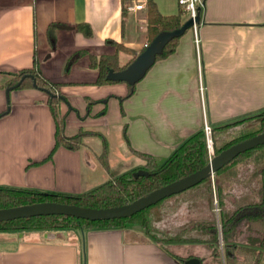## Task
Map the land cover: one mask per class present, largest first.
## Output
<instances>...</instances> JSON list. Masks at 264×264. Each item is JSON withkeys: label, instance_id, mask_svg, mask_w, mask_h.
Returning <instances> with one entry per match:
<instances>
[{"label": "crops", "instance_id": "0c3cea01", "mask_svg": "<svg viewBox=\"0 0 264 264\" xmlns=\"http://www.w3.org/2000/svg\"><path fill=\"white\" fill-rule=\"evenodd\" d=\"M129 1L0 0V186L80 194L124 165L123 172L144 165L132 150L160 164L205 123L226 125L264 109V0H202L198 42L192 29L185 31L175 52L155 61L128 96L125 82L96 83L89 54L113 52L107 40L120 43L130 50L118 53L124 66L149 43L147 8L129 12ZM150 1L161 15L181 9L177 0ZM51 22L67 25L56 32L54 47L46 37ZM78 24L89 25L91 36ZM78 50L86 54L68 65ZM34 59L66 98L59 106L65 136L102 134L109 171L98 160L97 136L83 137L76 150L53 149L54 120L44 92L14 89L7 100L10 74L31 69ZM179 245L162 246L135 227L9 231L0 232V264H178L171 254L199 257L179 255ZM207 252L213 259L208 246ZM257 264H264V252Z\"/></svg>", "mask_w": 264, "mask_h": 264}, {"label": "trees", "instance_id": "16d2710c", "mask_svg": "<svg viewBox=\"0 0 264 264\" xmlns=\"http://www.w3.org/2000/svg\"><path fill=\"white\" fill-rule=\"evenodd\" d=\"M146 20L147 35L149 42L163 31H172L178 29L184 21L181 19V12L177 15H161L153 2L147 0L146 3ZM60 28H67L63 23L51 22L47 27L46 37L50 47L56 45L55 34ZM75 28L85 37L91 36V28L87 24H78ZM181 37V36H180ZM174 38L169 41L157 60L164 59L175 52V48L180 38ZM106 43L114 46L113 52L100 55L89 54V62L93 68L98 69L96 83L104 85L106 83H116L108 80L106 75L109 70L120 71L128 63H130L137 54L124 66L118 65V53L120 51L129 52L122 44H117L110 40ZM149 44V43H148ZM84 50H78L69 60L68 65L73 64L82 55ZM36 60L34 59L31 69L20 70L16 74H10L11 77L6 82V86H14L25 76L16 89L36 88L44 92L48 99L49 110L54 120V141L53 149L65 146L68 149L76 150L82 143L85 136H97L102 140V149L98 154V160L103 169L109 171L107 142L99 132L79 131L77 135L66 137L64 134L65 116L59 110L60 103L66 101V98L59 92V83L52 82L44 78L36 68ZM34 78L32 79L27 76ZM127 94L132 95L133 87ZM91 105L88 103V107ZM257 117L256 125L242 128L237 137L225 140L220 145L217 144V134H226L232 126L241 125L244 120H252ZM264 130V109L254 115L242 118L238 122L226 123L212 127L213 151L215 155L233 144L240 143L243 140L256 136V134ZM132 154L140 157L144 161V165L137 169L125 171L122 174L113 176L109 180L98 184L93 189L80 194L74 193H58L43 192L37 189H29L25 187L0 186V209L9 207H17L24 204H35L37 202H56L61 204H70L74 206H82L87 208H110L111 206H121L126 203L133 202L139 197L149 194L154 190L168 185L172 181L183 178L197 172L205 167L208 163V151L206 145V137H204L203 129L196 130L188 136L181 145H179L167 159L162 163H157L153 156L136 152L132 150ZM139 169L148 173V175L134 176ZM215 180L214 190L210 178L202 180L197 186L185 190L180 194L169 196L149 208L141 210L138 214L125 219L96 220L95 222L77 219L72 216L63 215H37L36 217L21 218L15 220H6L0 222V232H21V231H51V230H110L125 229L127 227L141 228L148 238L157 242L162 246L170 244L194 243L206 244L214 257H220L217 248L219 245V232L223 241L222 255L224 264H236L240 262L239 256L244 257L247 264H257L262 253L264 252V144L256 146V148L242 152L232 160L228 161L221 169L213 174ZM240 185L242 189L237 190ZM215 193L218 205V222L221 225L220 230L216 225V219L199 221L191 224V227H185L174 234L159 236V231L150 225V211L155 207L163 205L166 201L174 198L187 196V201L194 200L198 204H213V191ZM190 195V196H188ZM162 235V233H159ZM178 264H189L188 260L195 258L198 264L201 260L198 257L186 256L180 257L171 254Z\"/></svg>", "mask_w": 264, "mask_h": 264}, {"label": "water", "instance_id": "95a60500", "mask_svg": "<svg viewBox=\"0 0 264 264\" xmlns=\"http://www.w3.org/2000/svg\"><path fill=\"white\" fill-rule=\"evenodd\" d=\"M200 10L201 7H198L194 18L186 19L182 25L178 27V29L159 33L142 49L141 52L135 56L130 63L120 69V71H113L112 69L109 70L106 78L116 83L125 82L131 87L135 86V84L144 77L148 70H150V67L154 65L153 63L156 61L157 56L163 52L164 46L169 41L182 36L184 32L191 29L194 24L198 25L200 23ZM27 77L32 79V83L35 85L32 75ZM24 78L25 76H23L16 85L5 89L6 98L8 97L7 94L16 89ZM262 144H264V130L256 134L254 137L243 140L240 143L233 144L225 150H222L219 154L213 155L205 167L199 169L197 172L184 176L176 181H172L166 186L160 187L149 194L139 197V199L133 202L126 203L121 206L94 209L82 206L78 207L66 203L61 204L52 201L37 202L35 204H24L17 207L0 209V222L36 217L37 215H67L92 222H95L96 220L125 219L138 214L141 210L154 206V204L169 198V196L180 194L187 189L197 186L206 178L211 179L213 174L227 164L228 161L232 160L242 152L256 148V146ZM139 175L147 176L148 173L139 169L134 176L138 177ZM188 263L198 264V261L193 258L188 260Z\"/></svg>", "mask_w": 264, "mask_h": 264}, {"label": "rangeland", "instance_id": "374dc122", "mask_svg": "<svg viewBox=\"0 0 264 264\" xmlns=\"http://www.w3.org/2000/svg\"><path fill=\"white\" fill-rule=\"evenodd\" d=\"M180 12L183 14L181 9H180ZM108 45H111V44H108ZM111 48L115 49L113 45H111ZM250 116H252V115H250ZM250 116H248V117H250ZM256 118L257 117H255V119H252V120H250V119L244 120L241 125L230 127L228 129V131L226 132V134L215 135L216 136L215 139L217 141V144L220 145L221 142L225 141L226 139L230 140V139L237 137V135L240 133L242 128L255 126L256 121H257ZM238 121H236V122H238ZM212 142H213V140H212ZM212 151H213V149H212ZM213 155H215L214 151L212 153V156ZM208 156H209V151H208ZM124 166H123V168H124ZM123 168H121V170L114 172L113 176H116V175L123 173V170H124ZM110 177H112V176H110ZM210 181L212 184V189L214 190V187H215L214 178H211ZM236 186H237V190L239 192V190L242 189V187L240 185H236ZM188 196H190V195H188ZM212 196H214L213 197V204H209V205H207V203H205L203 205L200 203L198 204V202H196L194 200L187 201L186 200L187 196L181 197L178 199L177 198L170 199L169 201H166L163 205L155 207L154 209H152L149 212L150 213V222H151L150 225H151V227H153L154 229L156 228L159 231L158 233H156L157 235L163 236L166 233V235L169 236V234H174V233H176L182 229H185V227H191V224H193V223H197L199 221H207V220L216 219V225L218 226V230H219L221 228V225H219V222H218V216H217L218 212H216V210H215V202H214L215 194H213ZM217 207H218V205H217ZM135 228H137V227H135ZM137 229L140 230L141 228H137ZM160 232L162 233V235L159 234ZM218 240H219V243H218L219 245L217 246V248L220 252V257H216V258H219V260H214V256L212 259V257L210 255H208L207 245L204 243H200L199 245H194L192 243L181 244V245H179L181 248L178 250L177 253L181 256H185V254H187V253L197 254L199 256L198 258H201V261L203 264H217V263L218 264H224V259H223V255H222L223 241L221 242L220 233H219ZM238 256H239L240 262H238L236 264H247L246 261H244L243 256H241V255H238Z\"/></svg>", "mask_w": 264, "mask_h": 264}, {"label": "built area", "instance_id": "2783aa9c", "mask_svg": "<svg viewBox=\"0 0 264 264\" xmlns=\"http://www.w3.org/2000/svg\"><path fill=\"white\" fill-rule=\"evenodd\" d=\"M146 3L147 0H130L128 3H126L127 11L133 12V11H140L146 9ZM177 4H179L182 12L186 15V19L194 18L197 12L198 7H202L203 3L202 0H177ZM196 24L193 25L191 28L193 33L195 34V42L197 43V33H196ZM146 46V45H145ZM144 46V47H145ZM203 133L204 137H206V145H207V151H209V159L212 158V127H210L207 123L203 126ZM215 210L218 212L217 207V199L215 196ZM220 230V229H219ZM220 233V232H219ZM221 239V234H220ZM222 242V240H221Z\"/></svg>", "mask_w": 264, "mask_h": 264}, {"label": "flooded vegetation", "instance_id": "af4514ba", "mask_svg": "<svg viewBox=\"0 0 264 264\" xmlns=\"http://www.w3.org/2000/svg\"><path fill=\"white\" fill-rule=\"evenodd\" d=\"M212 149H213V142H212ZM208 160H209V156H208ZM213 178V177H212Z\"/></svg>", "mask_w": 264, "mask_h": 264}]
</instances>
